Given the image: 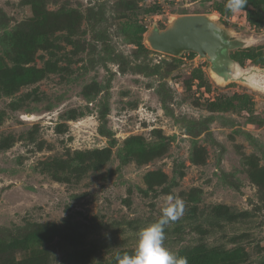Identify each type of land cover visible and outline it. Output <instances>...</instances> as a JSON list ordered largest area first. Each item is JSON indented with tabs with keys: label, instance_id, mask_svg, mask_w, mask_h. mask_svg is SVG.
<instances>
[{
	"label": "rangeland",
	"instance_id": "374dc122",
	"mask_svg": "<svg viewBox=\"0 0 264 264\" xmlns=\"http://www.w3.org/2000/svg\"><path fill=\"white\" fill-rule=\"evenodd\" d=\"M216 1L0 0V264H115L170 194L172 251L264 264V0ZM195 13L241 74L147 42Z\"/></svg>",
	"mask_w": 264,
	"mask_h": 264
},
{
	"label": "water",
	"instance_id": "95a60500",
	"mask_svg": "<svg viewBox=\"0 0 264 264\" xmlns=\"http://www.w3.org/2000/svg\"><path fill=\"white\" fill-rule=\"evenodd\" d=\"M207 15L183 14L177 16L166 29H153L149 35L150 46L168 55L197 52L209 58L217 68L216 62L229 57V49L234 44H231L226 31Z\"/></svg>",
	"mask_w": 264,
	"mask_h": 264
},
{
	"label": "clouds",
	"instance_id": "9594fccd",
	"mask_svg": "<svg viewBox=\"0 0 264 264\" xmlns=\"http://www.w3.org/2000/svg\"><path fill=\"white\" fill-rule=\"evenodd\" d=\"M247 0H227L225 8L233 15L239 14ZM184 212V202L176 195H167L161 205V215L136 234V242L129 252H115V264H188L186 256L172 251L166 244L165 226L178 220Z\"/></svg>",
	"mask_w": 264,
	"mask_h": 264
},
{
	"label": "trees",
	"instance_id": "16d2710c",
	"mask_svg": "<svg viewBox=\"0 0 264 264\" xmlns=\"http://www.w3.org/2000/svg\"><path fill=\"white\" fill-rule=\"evenodd\" d=\"M226 2H227V0L216 1L215 4H214V10L220 12L223 15L230 16L231 13L228 12L227 9L225 8ZM250 4L252 6H258V2L256 0H251V3ZM156 8H157V6H154V8H148L147 11H152V10L154 11V10H156ZM245 8H248L247 7V4L245 5ZM247 17H248L249 22L252 25H261L262 24V19L260 18L261 17V14L257 10H253V9L250 10V9H248ZM129 19L132 20L133 18L130 17ZM141 30H142L141 33L145 32L146 31V27L145 26H142V29ZM139 45L142 48H144L142 41H139ZM190 53L192 55H195V52H190ZM248 55L249 56H252V57L255 56V54L253 52H249ZM230 57L232 59H234V60H237V61L239 60V54L237 52L232 53ZM36 236L37 237H41V235H37V233H36ZM194 254L197 255L198 253L195 252ZM34 260L35 261H40V259H37V257H35V256H34ZM10 264H17V263L13 262V263H10ZM188 264H202V259L199 258V257H197V256H194V257L192 256L191 259H189Z\"/></svg>",
	"mask_w": 264,
	"mask_h": 264
},
{
	"label": "flooded vegetation",
	"instance_id": "af4514ba",
	"mask_svg": "<svg viewBox=\"0 0 264 264\" xmlns=\"http://www.w3.org/2000/svg\"><path fill=\"white\" fill-rule=\"evenodd\" d=\"M227 34V33H226ZM228 35V34H227ZM229 37V35H228ZM230 40V38H229ZM231 41V44H233L234 42ZM229 58V59H228ZM232 58L229 56V57H224L222 60H220V62H216V65H217V70L219 72H224L225 69L227 71V75L229 77H236L238 76L239 74H241V72L239 71L238 67H237V64H236V61L235 60H231ZM247 81H250V82H255L256 79H254V75H251V77L248 76V78H246Z\"/></svg>",
	"mask_w": 264,
	"mask_h": 264
},
{
	"label": "bare ground",
	"instance_id": "6f19581e",
	"mask_svg": "<svg viewBox=\"0 0 264 264\" xmlns=\"http://www.w3.org/2000/svg\"><path fill=\"white\" fill-rule=\"evenodd\" d=\"M207 16H209V18L213 21V22H216L215 20V17L216 16H214V15H207ZM176 18V17H175ZM175 18H174V20H175ZM151 32H152V30L147 34V42L150 44V42H149V35L151 34ZM227 69V68H226ZM226 69H225V71L222 73V74H226L227 73V71H226ZM215 70H217L216 68H215ZM218 71V70H217ZM219 72V71H218ZM221 73V72H220ZM227 75V74H226Z\"/></svg>",
	"mask_w": 264,
	"mask_h": 264
}]
</instances>
